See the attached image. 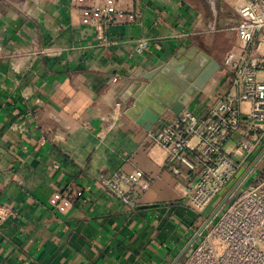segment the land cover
I'll return each instance as SVG.
<instances>
[{
  "label": "crops",
  "instance_id": "obj_1",
  "mask_svg": "<svg viewBox=\"0 0 264 264\" xmlns=\"http://www.w3.org/2000/svg\"><path fill=\"white\" fill-rule=\"evenodd\" d=\"M237 1L119 0L125 21L98 31L69 0H0V205L13 214L0 225V264L184 261L232 193L193 211V173L176 163L173 175L145 139L164 120L150 124L153 108L175 94L162 72L176 54L196 48L220 65L185 109L225 92L219 44L238 49ZM134 171L149 187L130 209L99 178ZM72 183L82 194L56 212L50 195Z\"/></svg>",
  "mask_w": 264,
  "mask_h": 264
},
{
  "label": "built area",
  "instance_id": "obj_2",
  "mask_svg": "<svg viewBox=\"0 0 264 264\" xmlns=\"http://www.w3.org/2000/svg\"><path fill=\"white\" fill-rule=\"evenodd\" d=\"M69 3L78 8L84 27L102 31L125 21L119 0ZM232 10L238 17L234 27L238 49L223 60L230 74L225 92L206 100L197 112L184 109L169 116L145 139L148 147L162 149L173 175H179L176 163L193 173L188 204L197 213L206 210L243 169L245 184H238L181 264H264V165L249 180L264 161V0H240ZM128 19L132 21L133 15ZM147 45L145 38L138 39L135 52L141 54ZM99 135L102 138V132ZM260 148L262 161L255 164L253 157ZM142 178L141 171L113 173L100 177L99 185L110 197L134 209L149 187ZM81 194L82 189L72 183L52 193L48 205L64 214ZM11 216V210L0 205V225Z\"/></svg>",
  "mask_w": 264,
  "mask_h": 264
},
{
  "label": "water",
  "instance_id": "obj_3",
  "mask_svg": "<svg viewBox=\"0 0 264 264\" xmlns=\"http://www.w3.org/2000/svg\"><path fill=\"white\" fill-rule=\"evenodd\" d=\"M181 57L176 54L172 61L167 63L166 70L162 72L165 78L175 86V94L170 97V103L163 102L164 104L153 108L155 113L151 116L150 124L181 113L220 68L216 61L211 60L196 48L183 53ZM243 176V169H241L220 195L226 197L228 193H233Z\"/></svg>",
  "mask_w": 264,
  "mask_h": 264
},
{
  "label": "rangeland",
  "instance_id": "obj_4",
  "mask_svg": "<svg viewBox=\"0 0 264 264\" xmlns=\"http://www.w3.org/2000/svg\"><path fill=\"white\" fill-rule=\"evenodd\" d=\"M233 11V10H232ZM234 13V12H233ZM228 45L229 44H227V43H221V44H219V55L222 57V58H224L225 56H226V54H227V49H228ZM222 58H221V60H222ZM222 67H223V69H224V71L226 72V69H225V67L223 66V64H222ZM262 149L260 148V150H258L257 152H256V154L254 155V157H253V161H254V159H256V162H255V164L257 163H259V161L258 160H260V161H262V154L263 153H261V154H259L260 153V151H261ZM252 161V162H253ZM251 162V163H252ZM250 163V164H251ZM264 165V161H262L260 164H258L256 167H255V171L253 172V173H251V175H250V177H249V180H251L253 177H255L256 175H258L259 174V172H260V170H261V168H262V166ZM223 199H225V197H223V198H220V199H218L217 200V202L215 203V205H217L218 203L220 204L221 202H222V200ZM216 208H214L213 210H211V211H214ZM220 211V210H219ZM212 213V212H211ZM212 215V214H211ZM210 215V216H211ZM211 218L213 219V221H214V218H216V213L215 214H213L212 216H211ZM211 219V220H212Z\"/></svg>",
  "mask_w": 264,
  "mask_h": 264
}]
</instances>
